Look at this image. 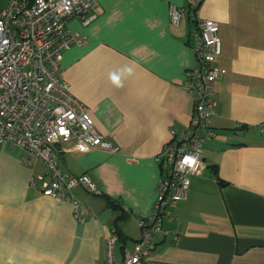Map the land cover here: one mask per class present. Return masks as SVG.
<instances>
[{
  "label": "crops",
  "instance_id": "1",
  "mask_svg": "<svg viewBox=\"0 0 264 264\" xmlns=\"http://www.w3.org/2000/svg\"><path fill=\"white\" fill-rule=\"evenodd\" d=\"M98 1L90 25L68 21L87 41L66 51L61 66L97 132L118 151L82 153L74 141L57 148L64 174L88 175L101 191H72L89 208L80 222L72 200L45 196L40 182L32 184L33 175L44 176L43 163L4 145L0 264H104L112 227L118 255L133 252L167 168L162 149L192 120L185 74L196 64V22L190 12L178 26L170 17L172 5L187 10L189 0ZM7 4L0 0V9ZM196 16L219 25L217 137L200 150L187 200L164 220L165 233L142 264H264V0H203Z\"/></svg>",
  "mask_w": 264,
  "mask_h": 264
},
{
  "label": "built area",
  "instance_id": "2",
  "mask_svg": "<svg viewBox=\"0 0 264 264\" xmlns=\"http://www.w3.org/2000/svg\"><path fill=\"white\" fill-rule=\"evenodd\" d=\"M202 1L189 0L187 10L170 7L175 26L189 12L196 22V64L185 74L194 104L192 120L187 130L162 149L167 168L157 184L152 214L139 221L140 235L133 252L118 255L119 231L112 227L105 241L104 264H142L152 254L155 237L165 233L164 220L188 198L192 176L201 168L200 150L217 137L212 122L215 84L222 75V45L218 23L196 16ZM98 6V0H8L0 9V149L4 145L12 151L21 149L28 155L27 162L43 163L45 176L33 175L32 184L40 182L45 196L72 200L80 222L89 208L72 191L77 187L93 195H101V191L88 175L64 174L57 148L74 141L82 153H116L118 149L97 132L86 105L75 96L62 72L61 62L66 51L83 47L87 41L67 29L68 21L77 18L90 25L99 16Z\"/></svg>",
  "mask_w": 264,
  "mask_h": 264
},
{
  "label": "trees",
  "instance_id": "3",
  "mask_svg": "<svg viewBox=\"0 0 264 264\" xmlns=\"http://www.w3.org/2000/svg\"><path fill=\"white\" fill-rule=\"evenodd\" d=\"M163 173V172H162ZM221 185H223V182H221ZM112 204V203H111ZM112 205H114V204H112ZM114 208H116V206L114 207ZM117 209V208H116Z\"/></svg>",
  "mask_w": 264,
  "mask_h": 264
},
{
  "label": "rangeland",
  "instance_id": "4",
  "mask_svg": "<svg viewBox=\"0 0 264 264\" xmlns=\"http://www.w3.org/2000/svg\"><path fill=\"white\" fill-rule=\"evenodd\" d=\"M45 172H46V169H45V171H44V176H45ZM53 198V197H52Z\"/></svg>",
  "mask_w": 264,
  "mask_h": 264
}]
</instances>
